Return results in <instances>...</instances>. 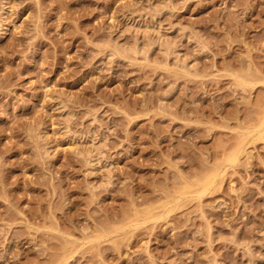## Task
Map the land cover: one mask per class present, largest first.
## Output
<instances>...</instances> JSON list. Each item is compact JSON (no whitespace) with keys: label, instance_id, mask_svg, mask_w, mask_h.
I'll use <instances>...</instances> for the list:
<instances>
[{"label":"rangeland","instance_id":"374dc122","mask_svg":"<svg viewBox=\"0 0 264 264\" xmlns=\"http://www.w3.org/2000/svg\"><path fill=\"white\" fill-rule=\"evenodd\" d=\"M0 264H264V0H0Z\"/></svg>","mask_w":264,"mask_h":264},{"label":"bare ground","instance_id":"6f19581e","mask_svg":"<svg viewBox=\"0 0 264 264\" xmlns=\"http://www.w3.org/2000/svg\"><path fill=\"white\" fill-rule=\"evenodd\" d=\"M236 158H237V157H236L235 154H231V155L229 156L228 160L232 162V161H236ZM206 189H207V188L205 187V188L203 189V191H205Z\"/></svg>","mask_w":264,"mask_h":264}]
</instances>
